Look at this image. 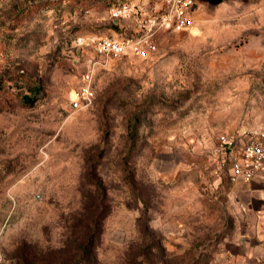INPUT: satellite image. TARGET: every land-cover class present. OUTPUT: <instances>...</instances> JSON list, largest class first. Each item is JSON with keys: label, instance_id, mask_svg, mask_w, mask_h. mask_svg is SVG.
<instances>
[{"label": "rangeland", "instance_id": "374dc122", "mask_svg": "<svg viewBox=\"0 0 264 264\" xmlns=\"http://www.w3.org/2000/svg\"><path fill=\"white\" fill-rule=\"evenodd\" d=\"M120 1L0 0V264L64 255L98 180L96 264H233L255 234L218 137H264V0H197L187 31L109 60L75 101L91 40L135 36Z\"/></svg>", "mask_w": 264, "mask_h": 264}, {"label": "built area", "instance_id": "2783aa9c", "mask_svg": "<svg viewBox=\"0 0 264 264\" xmlns=\"http://www.w3.org/2000/svg\"><path fill=\"white\" fill-rule=\"evenodd\" d=\"M197 0H147L145 5L118 2L109 14L116 21H132L135 36L130 39L113 37L91 40L96 59H89L82 75V88L74 92L75 101L89 104L92 99L90 83L94 71L113 58L133 53L145 55L156 51V38L162 33L187 31L193 22ZM239 137L221 134L218 137L228 179L232 183L250 182L256 172L264 166V137H249L244 141Z\"/></svg>", "mask_w": 264, "mask_h": 264}, {"label": "trees", "instance_id": "16d2710c", "mask_svg": "<svg viewBox=\"0 0 264 264\" xmlns=\"http://www.w3.org/2000/svg\"><path fill=\"white\" fill-rule=\"evenodd\" d=\"M208 1L210 4L216 5L223 0ZM95 186V195L93 196L95 203L86 202L84 211L79 213V218H76L78 219L77 224L72 229L70 236L62 241V250L65 254L55 257L53 264H96L94 248L102 234L103 221L109 214L110 206L107 190L100 180ZM56 252L54 251V253ZM141 256L143 257V255ZM147 258L144 261L139 258L137 264H147L148 260V264H155L150 258Z\"/></svg>", "mask_w": 264, "mask_h": 264}, {"label": "crops", "instance_id": "0c3cea01", "mask_svg": "<svg viewBox=\"0 0 264 264\" xmlns=\"http://www.w3.org/2000/svg\"><path fill=\"white\" fill-rule=\"evenodd\" d=\"M147 0H136V4L145 5ZM245 186L246 192L241 197L243 205L253 210L255 221L253 222L254 236L243 235L239 239L242 249L233 264H264V166L259 169L253 179L248 182H238ZM242 191V188H238Z\"/></svg>", "mask_w": 264, "mask_h": 264}]
</instances>
